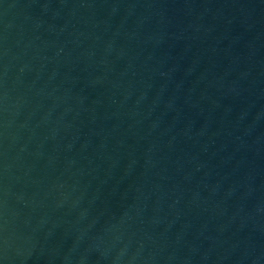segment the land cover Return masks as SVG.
<instances>
[{
	"label": "water",
	"instance_id": "water-1",
	"mask_svg": "<svg viewBox=\"0 0 264 264\" xmlns=\"http://www.w3.org/2000/svg\"><path fill=\"white\" fill-rule=\"evenodd\" d=\"M0 264H264V0H0Z\"/></svg>",
	"mask_w": 264,
	"mask_h": 264
}]
</instances>
